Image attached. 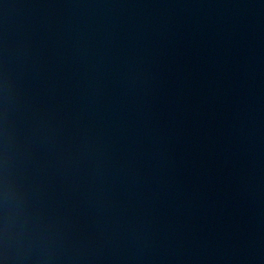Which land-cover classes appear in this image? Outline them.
<instances>
[{
  "label": "water",
  "instance_id": "95a60500",
  "mask_svg": "<svg viewBox=\"0 0 264 264\" xmlns=\"http://www.w3.org/2000/svg\"><path fill=\"white\" fill-rule=\"evenodd\" d=\"M264 61V0H233Z\"/></svg>",
  "mask_w": 264,
  "mask_h": 264
}]
</instances>
